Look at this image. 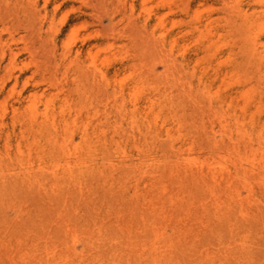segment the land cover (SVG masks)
Returning a JSON list of instances; mask_svg holds the SVG:
<instances>
[{
	"label": "bare ground",
	"instance_id": "6f19581e",
	"mask_svg": "<svg viewBox=\"0 0 264 264\" xmlns=\"http://www.w3.org/2000/svg\"><path fill=\"white\" fill-rule=\"evenodd\" d=\"M229 80L217 70L191 87L200 121L185 134L74 123L60 139L52 122L45 125L55 133L49 162L38 143L24 150L20 141L14 154L7 138L0 264H264L260 234L248 228L261 204L255 163L243 153L244 92L240 79L236 87ZM37 122L31 114L21 130L36 132Z\"/></svg>",
	"mask_w": 264,
	"mask_h": 264
},
{
	"label": "rangeland",
	"instance_id": "374dc122",
	"mask_svg": "<svg viewBox=\"0 0 264 264\" xmlns=\"http://www.w3.org/2000/svg\"><path fill=\"white\" fill-rule=\"evenodd\" d=\"M217 70L241 80L243 153L260 182L261 215L248 228L262 240L264 0H0V147L9 137L14 154L20 141L24 150L38 143L49 162L55 133L45 125L52 122L60 139L74 123L188 133L200 121L191 87ZM35 113L38 130L23 132Z\"/></svg>",
	"mask_w": 264,
	"mask_h": 264
}]
</instances>
